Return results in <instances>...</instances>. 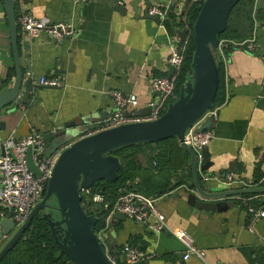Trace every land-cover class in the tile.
I'll return each mask as SVG.
<instances>
[{
  "label": "crops",
  "instance_id": "obj_1",
  "mask_svg": "<svg viewBox=\"0 0 264 264\" xmlns=\"http://www.w3.org/2000/svg\"><path fill=\"white\" fill-rule=\"evenodd\" d=\"M111 1L25 0L35 18L51 23L68 22L78 32L56 42L46 33L29 39L17 29L20 68L25 78L31 76L36 87L31 90L27 104L15 106L12 102L0 109V155L1 141L9 136L21 139L31 130L43 135L60 124L90 116L97 125L111 113L110 90L137 97L138 106L127 107V115L147 111L148 101L157 96L149 91L148 80L168 76L171 66L167 58L171 46L179 44L178 32L182 29L172 14L170 0H113V4ZM147 2L150 6L160 5L165 15L150 17ZM180 4L184 6L182 0L174 5ZM15 11L17 15V6ZM252 17V34L246 40L252 48L234 43L236 48L224 53L228 42L222 41L221 100L210 109L214 115H208L213 118L210 128L213 138L205 147L210 154V166L199 169L200 183L207 192L245 188V184L254 183L262 176L264 0L261 4L256 0ZM15 77L9 24L0 0V91L11 87ZM41 77L58 78L61 85L41 87L36 83ZM176 144V149L156 170H152L153 164L148 159H141L151 154V148H142L138 153L141 170L133 180L137 190L142 183L145 185V180L162 176L159 187L165 189L157 196L160 197L157 207L165 216L167 229L155 233L145 224L112 215L100 230L103 243L118 255L120 264H127L120 250L126 243L140 246L146 256L140 264H264V217L251 222L238 195L221 199L198 196L190 157L179 149L178 141ZM160 148L159 144L156 150L160 152ZM203 164L204 159L199 155L198 166ZM229 171L239 181L230 186L217 180ZM189 194L199 201L226 204L210 212L190 204ZM244 195L248 194L239 196ZM254 201L255 207L264 208V196ZM1 228L0 225V231ZM172 230L188 232L195 246L204 252L203 259L190 256L184 261L185 248L171 234ZM12 234L0 239V250Z\"/></svg>",
  "mask_w": 264,
  "mask_h": 264
},
{
  "label": "water",
  "instance_id": "obj_2",
  "mask_svg": "<svg viewBox=\"0 0 264 264\" xmlns=\"http://www.w3.org/2000/svg\"><path fill=\"white\" fill-rule=\"evenodd\" d=\"M9 24L10 42L15 62L16 77L11 87L0 91V109L14 102L15 106L27 104L31 90L36 87L31 76L24 77L19 64L18 33L16 26V11L14 0H2ZM178 0H170L171 7ZM183 10L187 8L189 0H182ZM239 0H203L193 23L194 52L191 62L192 74L180 87L177 98L167 105L166 110L155 120L137 121L121 124L105 130L95 131L96 119L71 121L60 124L52 131L42 136L44 156H50L60 148L52 173L46 184L45 195L31 209L28 218L19 227L16 226L10 214L0 218V239L12 232L10 239L0 250V261L6 253L17 243L29 227L32 219L41 213L46 220L50 233L58 249L65 254L74 264H111L94 233L98 218L87 214L81 200V189L90 188L100 180L115 181L120 168V160L110 152L114 149L151 142L155 143L169 138H176L179 146L190 157L195 193L206 199H221L232 195L264 193V186L232 189L225 191H205L199 180V169L206 170L210 166V154L204 147L197 153L184 141L185 132L196 126L202 120L197 131L210 130L213 118L204 115L210 110L219 83V73L216 64L218 51V35L226 28L227 18L231 9ZM263 0H260V4ZM113 0L111 3L113 4ZM147 9L150 4L147 2ZM121 9V8H117ZM155 17L156 16H151ZM187 30L178 32L179 45L187 37ZM71 37V36H67ZM66 38V37H65ZM173 72L170 67L169 74ZM41 87H54L42 86ZM147 111L135 113V116L147 115ZM2 126V122H0ZM90 133L87 134V132ZM33 150H27L26 163L35 174H39L37 165L32 159ZM199 155L204 159V164L198 166ZM50 201V202H49ZM190 204L204 208L210 212L217 207L224 206L223 201L212 203L196 200L194 194L188 195ZM114 217L124 219L120 213ZM121 256L126 259V254Z\"/></svg>",
  "mask_w": 264,
  "mask_h": 264
},
{
  "label": "built area",
  "instance_id": "obj_3",
  "mask_svg": "<svg viewBox=\"0 0 264 264\" xmlns=\"http://www.w3.org/2000/svg\"><path fill=\"white\" fill-rule=\"evenodd\" d=\"M14 1L15 6L19 8L16 15V26L22 36L33 39L41 33H46L56 42H60L67 36L73 37L77 34L78 30L73 24L68 22L51 23L44 18H35L27 8L25 0ZM201 1L203 0H189L188 5ZM171 9L174 17L179 22L184 23V29L188 32V24L182 4L173 5ZM148 14L159 17L164 16L165 11L160 5H153L149 7ZM187 37L182 45L176 44L170 48L167 64L173 67V72L168 76L151 77L148 80L149 91L157 94L156 97L150 99L147 103V106L150 108L149 113L143 116L127 115V107L134 109L138 106L137 97L134 94L110 90L111 113L96 125L95 131L105 130L129 122L155 120L166 110L167 105L177 98L175 95V85L184 59ZM243 44H246L248 48H252V45L248 44L247 41L238 43L237 46L239 47ZM221 46L222 41L218 44L217 54L219 55L223 54ZM36 83L42 86L61 85L59 79L55 77H41ZM208 115L213 116L214 112L209 110L203 118H206ZM42 136L37 130H31L21 139L9 136L1 141L3 150L0 155V217L5 218V216L7 217L10 214V218L13 219L17 227L25 222L31 209L42 199V194L54 168L55 161L61 150L69 145H65L50 156H44L42 154ZM212 138L213 133L211 130L197 131L195 126L190 127L184 135L185 143L197 153L206 147ZM29 147L33 150L32 159L38 167V175H35L26 163ZM152 164L155 165V161ZM217 180L228 186L239 182L231 171L218 176ZM244 186L245 188L264 186V165L262 167V176L254 183L245 184ZM81 193L88 196L89 188H82ZM238 196L236 197L246 207L251 222L259 217H264V208L253 205L254 200H259V198L264 196V193ZM159 199L160 197H149L139 191H126L117 197L105 222L107 223L112 215L117 212L133 222L145 224L155 233H160L167 229V225L164 214L157 207ZM90 200L92 203L100 204L103 202V196L100 193H95L91 196ZM107 205L105 204V207ZM100 232L96 234L99 242L102 239ZM170 232L185 248V253L182 256L184 261L188 260L190 256L203 259L204 252L195 246L193 238L188 232L185 230H172ZM101 246L111 264H120L118 255L113 253L109 246L104 243ZM120 250L126 254L127 264H140L146 257L139 245L126 243L121 246Z\"/></svg>",
  "mask_w": 264,
  "mask_h": 264
},
{
  "label": "trees",
  "instance_id": "obj_4",
  "mask_svg": "<svg viewBox=\"0 0 264 264\" xmlns=\"http://www.w3.org/2000/svg\"><path fill=\"white\" fill-rule=\"evenodd\" d=\"M256 0H239L231 9L226 28L218 35V41L226 40L228 44L222 47L224 53H230L236 48L235 44L246 41L252 34L253 30V10ZM201 2L191 3L184 11V15L188 24V37L185 43L184 59L180 69V73L176 80L175 95L178 96L180 87L190 78L192 74L191 62L194 52L193 32L192 27L200 9ZM179 28L184 29V23L179 22ZM235 43V44H234ZM216 64L219 73V83L216 95L211 108L220 103L221 95V74L223 71L222 59L219 54L216 56ZM210 108V109H211ZM176 138L172 137L155 143L145 142L139 144L128 145L112 150L110 153L117 156L120 160V168L118 170L117 179L115 181H107L105 179L95 182L89 188V195L82 194V206L87 214H92L98 218L94 233L97 234L105 227V219L109 214L112 205L117 197L126 191H140L146 195L154 197L163 194L165 187H159L162 176L159 179H147L135 190L133 180L136 174L141 170L140 162L138 161V153L142 148L150 147L152 160L155 161V166L152 165V170H156L160 162H165L166 158L176 149ZM153 144L156 147H153ZM160 144V152L156 150ZM165 144V145H164ZM168 147V148H167ZM186 157L188 153L181 149ZM150 170V171H152ZM158 182V183H157ZM159 190H155L158 189ZM46 187L42 194L45 195ZM95 193H100L103 196V202L100 204L92 203L91 196ZM105 204H108L105 207ZM135 245V244H132ZM119 260V259H118ZM0 264H74L65 254H63L55 244V241L50 233L49 226L41 213H38L32 219L29 227L24 232L21 239L6 253L0 261Z\"/></svg>",
  "mask_w": 264,
  "mask_h": 264
},
{
  "label": "rangeland",
  "instance_id": "obj_5",
  "mask_svg": "<svg viewBox=\"0 0 264 264\" xmlns=\"http://www.w3.org/2000/svg\"><path fill=\"white\" fill-rule=\"evenodd\" d=\"M148 156L146 157V158H144V156H143V158H141V159H143V160H145V159H148L149 160V163L150 164H152L153 162H154V160H152V155L150 156V154L148 153L147 154ZM140 158V156H138V161L141 163V159H139ZM146 195V194H145ZM147 196H149V197H153V195H147ZM50 202V201H49ZM100 242H101V244L103 243V242H105V240H100Z\"/></svg>",
  "mask_w": 264,
  "mask_h": 264
}]
</instances>
